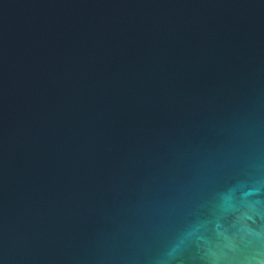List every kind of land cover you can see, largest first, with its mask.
Segmentation results:
<instances>
[{
	"label": "water",
	"instance_id": "water-1",
	"mask_svg": "<svg viewBox=\"0 0 264 264\" xmlns=\"http://www.w3.org/2000/svg\"><path fill=\"white\" fill-rule=\"evenodd\" d=\"M0 264H264V0H0Z\"/></svg>",
	"mask_w": 264,
	"mask_h": 264
}]
</instances>
